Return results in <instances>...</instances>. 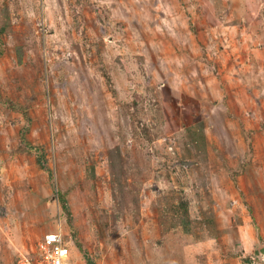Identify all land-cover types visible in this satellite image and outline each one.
I'll return each mask as SVG.
<instances>
[{
	"label": "rangeland",
	"instance_id": "374dc122",
	"mask_svg": "<svg viewBox=\"0 0 264 264\" xmlns=\"http://www.w3.org/2000/svg\"><path fill=\"white\" fill-rule=\"evenodd\" d=\"M58 228L71 264H264V0H0V264Z\"/></svg>",
	"mask_w": 264,
	"mask_h": 264
},
{
	"label": "built area",
	"instance_id": "2783aa9c",
	"mask_svg": "<svg viewBox=\"0 0 264 264\" xmlns=\"http://www.w3.org/2000/svg\"><path fill=\"white\" fill-rule=\"evenodd\" d=\"M71 246L62 230L50 231L38 243L37 253L32 260L21 257L14 264H71Z\"/></svg>",
	"mask_w": 264,
	"mask_h": 264
},
{
	"label": "trees",
	"instance_id": "16d2710c",
	"mask_svg": "<svg viewBox=\"0 0 264 264\" xmlns=\"http://www.w3.org/2000/svg\"><path fill=\"white\" fill-rule=\"evenodd\" d=\"M184 204H186V203H184Z\"/></svg>",
	"mask_w": 264,
	"mask_h": 264
}]
</instances>
